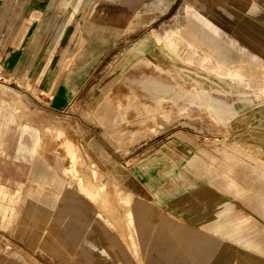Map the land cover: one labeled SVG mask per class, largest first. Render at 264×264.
Returning a JSON list of instances; mask_svg holds the SVG:
<instances>
[{"label": "rangeland", "instance_id": "374dc122", "mask_svg": "<svg viewBox=\"0 0 264 264\" xmlns=\"http://www.w3.org/2000/svg\"><path fill=\"white\" fill-rule=\"evenodd\" d=\"M162 33L165 46L136 44L109 62L49 129V178L64 181L86 217L74 259L262 264L263 252L248 244L264 237L245 233L264 228V171L257 203L254 189L239 186L240 165L255 163L252 142L239 140L240 117L255 99L240 61L177 58L173 31Z\"/></svg>", "mask_w": 264, "mask_h": 264}, {"label": "crops", "instance_id": "0c3cea01", "mask_svg": "<svg viewBox=\"0 0 264 264\" xmlns=\"http://www.w3.org/2000/svg\"><path fill=\"white\" fill-rule=\"evenodd\" d=\"M167 28L177 58L201 53L240 61L243 87L255 99L240 117L245 129L239 140L252 142L255 152L248 155L255 163L240 165L239 186L246 193L254 189L258 202L264 0H0V264H80L74 257L86 217L79 199L66 195L64 181L49 178L54 169L43 157L49 129L109 62L136 44L165 46ZM245 235L264 237V228H248ZM248 246L263 252L256 263L264 264V242Z\"/></svg>", "mask_w": 264, "mask_h": 264}]
</instances>
